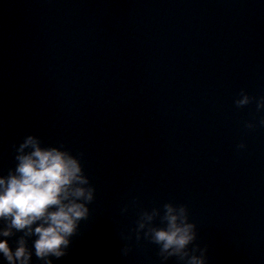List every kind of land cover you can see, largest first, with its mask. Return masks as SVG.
Listing matches in <instances>:
<instances>
[{
	"label": "clouds",
	"instance_id": "clouds-1",
	"mask_svg": "<svg viewBox=\"0 0 264 264\" xmlns=\"http://www.w3.org/2000/svg\"><path fill=\"white\" fill-rule=\"evenodd\" d=\"M253 99L257 112L264 111V96L254 98L243 90L234 103L242 107ZM254 126L245 124L247 128ZM258 126L264 127V117ZM12 147L14 168L0 174V264H36L33 256L40 264H54L67 255L71 237L88 218V205L95 198V188L81 164L83 154L73 155L63 144L45 145L33 134ZM236 147L241 150L245 145ZM141 233L158 246L161 264L171 257L179 264H207V248L193 243L196 225L183 204L167 202L160 208L141 211L135 228L137 241ZM121 239L130 237L121 233ZM128 252L125 244L121 254Z\"/></svg>",
	"mask_w": 264,
	"mask_h": 264
}]
</instances>
